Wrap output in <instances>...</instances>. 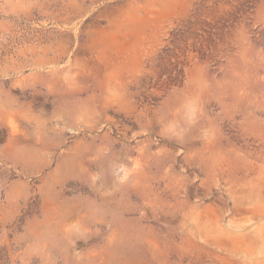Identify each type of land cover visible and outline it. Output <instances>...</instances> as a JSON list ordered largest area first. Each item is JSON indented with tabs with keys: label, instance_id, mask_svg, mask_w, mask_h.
<instances>
[{
	"label": "rangeland",
	"instance_id": "obj_1",
	"mask_svg": "<svg viewBox=\"0 0 264 264\" xmlns=\"http://www.w3.org/2000/svg\"><path fill=\"white\" fill-rule=\"evenodd\" d=\"M0 264H264V0H0Z\"/></svg>",
	"mask_w": 264,
	"mask_h": 264
}]
</instances>
